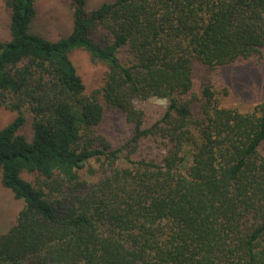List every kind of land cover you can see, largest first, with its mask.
I'll return each instance as SVG.
<instances>
[{"label": "trees", "instance_id": "16d2710c", "mask_svg": "<svg viewBox=\"0 0 264 264\" xmlns=\"http://www.w3.org/2000/svg\"><path fill=\"white\" fill-rule=\"evenodd\" d=\"M1 1L0 105L15 115L0 182L23 205L0 264H264V100L223 106L212 82L264 61V0H70L58 38L32 29L40 0ZM75 49L105 65L99 86ZM151 97L166 106L144 126ZM112 114L132 125L118 146Z\"/></svg>", "mask_w": 264, "mask_h": 264}, {"label": "rangeland", "instance_id": "374dc122", "mask_svg": "<svg viewBox=\"0 0 264 264\" xmlns=\"http://www.w3.org/2000/svg\"><path fill=\"white\" fill-rule=\"evenodd\" d=\"M105 0H87L85 8L90 10ZM70 0H40L38 15L33 21L32 29L50 38L66 35L71 25ZM8 12L0 0V41L8 38ZM70 60L81 75L87 88H94L102 83L105 65L92 62L86 51L75 49L70 53ZM213 86L221 95V105L233 106L240 111H252L264 100V61L262 63H237L233 66L218 68L213 74ZM222 88L226 94L222 92ZM136 106L144 111V126L159 117L166 106L164 98L151 97L146 101L136 102ZM15 115L0 105V128L7 124ZM27 123L21 130L27 137H31V129ZM105 132L113 146L124 143L131 134L132 125L123 115H108L105 123ZM147 150L151 144L146 143ZM23 205V200L15 198L11 191L0 182V232L5 231L17 212Z\"/></svg>", "mask_w": 264, "mask_h": 264}]
</instances>
